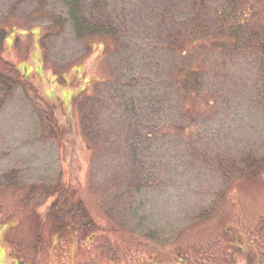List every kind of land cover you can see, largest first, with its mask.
<instances>
[{
  "label": "rangeland",
  "instance_id": "374dc122",
  "mask_svg": "<svg viewBox=\"0 0 264 264\" xmlns=\"http://www.w3.org/2000/svg\"><path fill=\"white\" fill-rule=\"evenodd\" d=\"M98 1L115 41L77 39L59 0H0V56L35 89L15 87L0 109V176H18L0 185V264H107L108 249L137 264L141 244L145 256L171 238L214 258L234 256L231 242L261 245L264 169L232 170L246 154L264 157L258 53L201 38L193 0ZM193 69L186 90L179 79ZM81 91L99 95L97 141L80 130ZM59 183L93 228L57 225L53 193L27 199L31 185Z\"/></svg>",
  "mask_w": 264,
  "mask_h": 264
},
{
  "label": "trees",
  "instance_id": "16d2710c",
  "mask_svg": "<svg viewBox=\"0 0 264 264\" xmlns=\"http://www.w3.org/2000/svg\"><path fill=\"white\" fill-rule=\"evenodd\" d=\"M66 6L67 16L71 22L74 36L77 39H98L109 37L115 41L118 29L107 9L98 0H59ZM208 0H193L191 2L192 20L201 38L210 41L222 42L232 50L241 48L253 49L258 53V71L264 85V23L259 22L261 8L264 4H253L251 1L260 0H225L223 9H209ZM252 12V13H251ZM243 17V18H241ZM227 20L226 23H224ZM247 22V23H245ZM252 21V25L248 21ZM58 20L55 19L54 23ZM6 29L0 28V53L3 50V41ZM90 46V45H89ZM0 64L5 71L0 70V109L4 106L14 88L21 86L25 90L35 89L25 76L15 66L0 56ZM199 76L197 72L189 70L179 79L181 86L192 91L196 89ZM264 95V92H263ZM73 105L79 113V125L82 135L87 141H97L102 134L99 117V95L92 92L81 91L74 95ZM91 145V144H90ZM242 165L233 167L238 176L247 173H256L264 169V157L255 158L246 154L240 159ZM18 183L17 171L11 169L0 176V185L13 186ZM49 188L46 185L30 186L27 199L36 193L54 194L55 197L49 205V213L55 223L61 227L77 225L93 228L94 222L87 214L80 201H72L67 190L59 183ZM209 212V211H208ZM200 219L207 217L206 212L198 215Z\"/></svg>",
  "mask_w": 264,
  "mask_h": 264
},
{
  "label": "flooded vegetation",
  "instance_id": "af4514ba",
  "mask_svg": "<svg viewBox=\"0 0 264 264\" xmlns=\"http://www.w3.org/2000/svg\"><path fill=\"white\" fill-rule=\"evenodd\" d=\"M171 238V237H170ZM235 248V255L231 251L226 257H209L205 247L186 248L176 244L174 238L168 240H157L152 244V253L143 255L145 245L141 244V251H138L139 259L137 264H264V241L261 245L253 240H243L238 244L231 242ZM127 253L117 256L108 249L107 264H113L115 259L120 264H127Z\"/></svg>",
  "mask_w": 264,
  "mask_h": 264
}]
</instances>
